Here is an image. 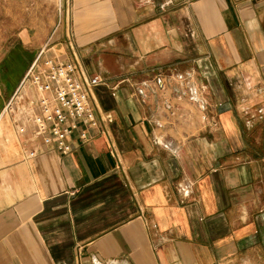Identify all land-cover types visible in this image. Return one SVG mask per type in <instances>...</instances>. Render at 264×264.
Here are the masks:
<instances>
[{"label":"crops","instance_id":"crops-1","mask_svg":"<svg viewBox=\"0 0 264 264\" xmlns=\"http://www.w3.org/2000/svg\"><path fill=\"white\" fill-rule=\"evenodd\" d=\"M62 5L0 65V264H264V0ZM40 54L102 80L66 155L5 112Z\"/></svg>","mask_w":264,"mask_h":264},{"label":"built area","instance_id":"built-area-1","mask_svg":"<svg viewBox=\"0 0 264 264\" xmlns=\"http://www.w3.org/2000/svg\"><path fill=\"white\" fill-rule=\"evenodd\" d=\"M40 60L41 54L30 67L5 112L12 115L20 134L24 135L31 129L33 136L41 139L43 144H52L59 153L66 155L72 151L69 141L76 134L82 141L88 139L87 132L81 129L82 125L98 129L94 89L102 80L99 76H87L77 63ZM178 78L182 79L181 76ZM26 85L30 86L33 95L23 92ZM19 93L21 96L17 97ZM191 93L192 100L197 101L196 92ZM191 187L189 181H184L179 185V191L184 197H189Z\"/></svg>","mask_w":264,"mask_h":264},{"label":"rangeland","instance_id":"rangeland-1","mask_svg":"<svg viewBox=\"0 0 264 264\" xmlns=\"http://www.w3.org/2000/svg\"><path fill=\"white\" fill-rule=\"evenodd\" d=\"M62 11V0H0V65L14 69L21 57L14 55L17 46L44 47L57 34Z\"/></svg>","mask_w":264,"mask_h":264}]
</instances>
